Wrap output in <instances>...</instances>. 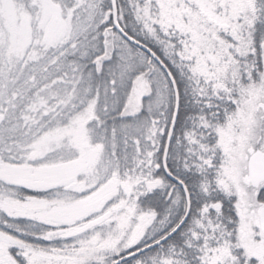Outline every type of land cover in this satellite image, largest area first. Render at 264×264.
Returning <instances> with one entry per match:
<instances>
[{"label": "snow or ice", "instance_id": "6c2138e0", "mask_svg": "<svg viewBox=\"0 0 264 264\" xmlns=\"http://www.w3.org/2000/svg\"><path fill=\"white\" fill-rule=\"evenodd\" d=\"M0 264H264V0H0Z\"/></svg>", "mask_w": 264, "mask_h": 264}]
</instances>
